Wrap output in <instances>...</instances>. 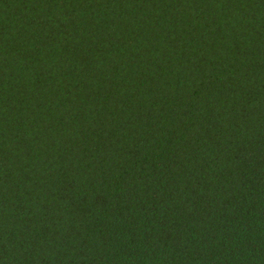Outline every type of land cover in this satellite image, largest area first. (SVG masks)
<instances>
[{"label":"trees","instance_id":"16d2710c","mask_svg":"<svg viewBox=\"0 0 264 264\" xmlns=\"http://www.w3.org/2000/svg\"><path fill=\"white\" fill-rule=\"evenodd\" d=\"M0 264H264V0H0Z\"/></svg>","mask_w":264,"mask_h":264}]
</instances>
